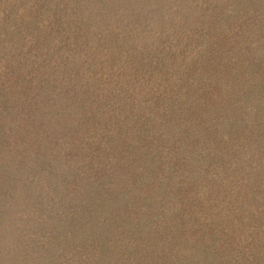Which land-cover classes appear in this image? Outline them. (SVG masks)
Returning <instances> with one entry per match:
<instances>
[{
  "label": "rangeland",
  "instance_id": "obj_1",
  "mask_svg": "<svg viewBox=\"0 0 264 264\" xmlns=\"http://www.w3.org/2000/svg\"><path fill=\"white\" fill-rule=\"evenodd\" d=\"M0 264H264V0H0Z\"/></svg>",
  "mask_w": 264,
  "mask_h": 264
}]
</instances>
